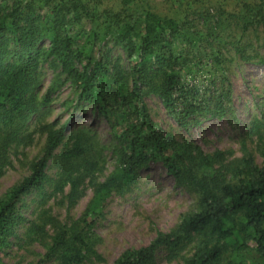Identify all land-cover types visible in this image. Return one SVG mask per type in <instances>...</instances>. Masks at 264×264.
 I'll return each mask as SVG.
<instances>
[{"label":"trees","instance_id":"obj_1","mask_svg":"<svg viewBox=\"0 0 264 264\" xmlns=\"http://www.w3.org/2000/svg\"><path fill=\"white\" fill-rule=\"evenodd\" d=\"M135 1L121 0L127 6ZM137 1L141 14L137 19L128 16L129 20L121 18L120 12L91 10L89 0L87 4L83 0H15L0 7V52L11 47L8 52L14 57L0 66V147L5 149L16 140L18 131L11 127L38 109L33 91L40 83L39 69L45 59L72 81L79 100L92 104L119 130L114 171L96 189L79 221L83 227L60 228L46 255L59 254L60 264H83L88 253L94 252L89 227L95 224L97 202L114 187H134L141 167L162 162L177 183L197 194V208L171 231H158L149 244L125 250L113 264H152L162 249L168 251L169 260L176 259L195 236L200 240L181 264H245L251 249L259 256L254 264H264V145L260 163L253 154L225 163V151L206 153L198 144L180 142L156 127L147 94L159 96L168 113L188 130L204 113L224 115L230 89H220L212 74L208 84L198 78L203 54L190 65L184 49L176 51L181 37L185 46L199 51L201 38L196 33L174 17L157 13L149 0ZM86 17L92 23L90 29L83 26ZM115 48L123 51L128 63L114 60ZM222 57L214 55L213 67L222 64ZM55 88L48 89L44 101ZM65 132L66 125L49 131L46 150L31 173L0 199V247L23 220L17 214L19 198L49 180L48 164ZM87 140L85 134L77 135L65 153L72 199L78 181L68 173L69 165L85 155ZM32 231L45 234L44 226L37 223Z\"/></svg>","mask_w":264,"mask_h":264},{"label":"rangeland","instance_id":"obj_2","mask_svg":"<svg viewBox=\"0 0 264 264\" xmlns=\"http://www.w3.org/2000/svg\"><path fill=\"white\" fill-rule=\"evenodd\" d=\"M14 1L0 0V7L3 3L12 5ZM89 1L91 10L120 12L121 18L127 20L128 16L137 19L141 14V2L137 0L129 6L121 0H99L100 5L97 0ZM83 2L87 4L88 0ZM149 3L157 13L174 17L183 28L201 38L199 51L185 46L182 37L176 40V51L184 49L190 65L196 63L195 57L203 54V71L197 72L198 78L208 84L212 74L220 89H230L224 115L204 113L188 130L168 113L159 96L147 94L146 104L156 127L173 134L180 142L198 144L206 153L225 151V163L246 154H253L260 163V149L264 145V60L261 57L264 55V0H149ZM84 20L83 26L90 29V19ZM9 50L12 48L0 52V66L14 61ZM120 51L114 49V60L124 65L128 59ZM214 55L223 56L221 65L213 67ZM137 59L133 57L134 61ZM223 75L227 78L224 83ZM39 77L40 83L33 91L38 109L11 127L18 131L16 140L3 146L5 149L0 147V199L31 173L32 165L46 150L51 129L66 125L65 138L48 164L47 183L19 198L17 214L23 220L15 234L0 247V264H60L59 254L54 253L50 258L46 255L53 235L64 226L69 231L83 227L79 221L96 189L110 177L116 165L117 127L98 114L92 104L79 100L72 81L50 59L42 62ZM52 85L56 88L44 101ZM79 134H85L88 139L87 152L69 165L68 173L78 181L72 199L65 153ZM138 172L134 187H114L97 202L95 224L89 227L95 253L89 252L83 264H113L125 250L149 244L158 231H171L184 215L197 208V194L177 183L162 162H151ZM36 223L44 226L45 234L32 231ZM199 240L195 236L194 242L173 260L167 258L166 249L158 251L152 264H181L184 257L194 252ZM256 260L259 256L255 249L244 257L245 264H254Z\"/></svg>","mask_w":264,"mask_h":264}]
</instances>
